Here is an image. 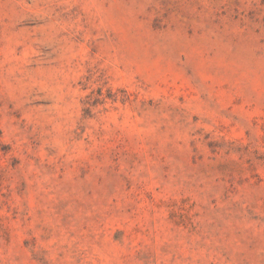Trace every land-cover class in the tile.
Returning <instances> with one entry per match:
<instances>
[{"label":"rangeland","instance_id":"374dc122","mask_svg":"<svg viewBox=\"0 0 264 264\" xmlns=\"http://www.w3.org/2000/svg\"><path fill=\"white\" fill-rule=\"evenodd\" d=\"M0 264H264V0H0Z\"/></svg>","mask_w":264,"mask_h":264}]
</instances>
